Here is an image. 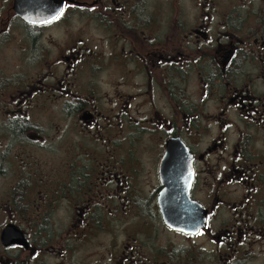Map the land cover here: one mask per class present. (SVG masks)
<instances>
[{"label":"flooded vegetation","instance_id":"flooded-vegetation-1","mask_svg":"<svg viewBox=\"0 0 264 264\" xmlns=\"http://www.w3.org/2000/svg\"><path fill=\"white\" fill-rule=\"evenodd\" d=\"M0 264H264V0H0Z\"/></svg>","mask_w":264,"mask_h":264},{"label":"water","instance_id":"water-1","mask_svg":"<svg viewBox=\"0 0 264 264\" xmlns=\"http://www.w3.org/2000/svg\"><path fill=\"white\" fill-rule=\"evenodd\" d=\"M167 153L171 152L172 151V148H171V144L168 146L167 148ZM170 154V153H169ZM1 239L2 241L5 243V244H12L14 242H18L20 241V239L16 238L15 237V234L13 235V233L11 235H6V232H4L2 235H1Z\"/></svg>","mask_w":264,"mask_h":264},{"label":"snow or ice","instance_id":"snow-or-ice-1","mask_svg":"<svg viewBox=\"0 0 264 264\" xmlns=\"http://www.w3.org/2000/svg\"><path fill=\"white\" fill-rule=\"evenodd\" d=\"M65 7H67V5H65ZM63 11H64V8H60L59 11L52 17V19L53 20L59 19L60 16L63 14ZM47 23H51V21H49V20H41L40 21L41 25H44V24H47Z\"/></svg>","mask_w":264,"mask_h":264}]
</instances>
